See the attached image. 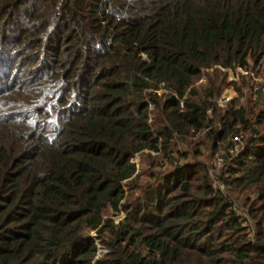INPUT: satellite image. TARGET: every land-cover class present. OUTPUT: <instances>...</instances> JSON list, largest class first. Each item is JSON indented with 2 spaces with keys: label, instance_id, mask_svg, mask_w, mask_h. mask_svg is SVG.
<instances>
[{
  "label": "trees",
  "instance_id": "trees-1",
  "mask_svg": "<svg viewBox=\"0 0 264 264\" xmlns=\"http://www.w3.org/2000/svg\"><path fill=\"white\" fill-rule=\"evenodd\" d=\"M250 61L264 0H0V264H264V89L216 103Z\"/></svg>",
  "mask_w": 264,
  "mask_h": 264
},
{
  "label": "rangeland",
  "instance_id": "rangeland-1",
  "mask_svg": "<svg viewBox=\"0 0 264 264\" xmlns=\"http://www.w3.org/2000/svg\"><path fill=\"white\" fill-rule=\"evenodd\" d=\"M212 69H204L201 71V74L199 76V79L192 85L193 89H197L201 91V88L206 85L207 79L209 75H212L215 73V70ZM221 85H222V90L219 96L216 97V103L218 107L221 108L222 112L225 110L226 106L228 103H223L222 102V97H229V99L234 98L239 96L238 92L236 89L240 88L241 96H239L237 105H246L248 104L247 102L249 99H253L255 97V93L253 91V87L256 86H261L264 87V71L259 68V66H254V64L250 61L249 66L246 71L241 69V72L238 68L235 70H225L221 71ZM264 91V90H262ZM258 98H263L264 93H261L260 95L258 94ZM150 127H155V124L150 123ZM190 140L194 143H196L198 140H203L205 141L204 138V133L200 134L199 136H196L194 138H190ZM218 149L215 153H212V146L210 145L209 142H205L204 146H201V155L197 157H192L191 153L189 155L190 161H198L202 164V171L206 172L207 175L210 178V181L214 185V187L219 188V189H224L222 185L220 184V181L218 180L219 175L221 174V163L222 161H219V158H222L224 155V144H218ZM238 146V145H237ZM174 149H180L184 150L187 149L189 150V147H185L183 143L178 142L174 145ZM152 156H156L157 154L152 153ZM152 156L149 158L146 154H137L134 156L131 161L136 163V166L139 169L142 170H147L149 169V165H151V161L154 162V165L151 166V169L157 171H161L164 169L166 166V162L161 165H155V159L152 158ZM147 177H142L143 180H145ZM248 193V191H246ZM227 194H230L231 196V201L233 204V207H235L236 213L240 216L242 219H246L247 214L245 213V207H246V195L247 194H239L237 191H234L233 188H230L227 192ZM250 196H253L252 193H249ZM108 216L111 215V213L108 211L107 212ZM121 216V217H120ZM123 216V213L113 216L115 223L118 222L119 218L121 219ZM244 224H250L249 231L251 232L252 229H254V220H246L243 222ZM98 254H102L105 252V249L101 248L98 245Z\"/></svg>",
  "mask_w": 264,
  "mask_h": 264
},
{
  "label": "built area",
  "instance_id": "built-area-1",
  "mask_svg": "<svg viewBox=\"0 0 264 264\" xmlns=\"http://www.w3.org/2000/svg\"><path fill=\"white\" fill-rule=\"evenodd\" d=\"M239 70H240V72H241V69L240 68H238ZM225 70H230V69H225ZM262 89H264V87H262ZM222 102L223 103H228V101H229V97L227 96V97H222ZM179 107L181 108L182 107V102L181 101H179ZM233 140L234 141H239L240 140V136L239 135H236V136H234L233 137ZM232 151V150H231ZM219 161H221L222 159L221 158H219L218 159ZM121 217V216H120ZM120 219V218H119Z\"/></svg>",
  "mask_w": 264,
  "mask_h": 264
}]
</instances>
